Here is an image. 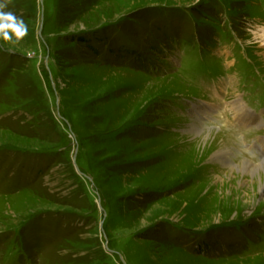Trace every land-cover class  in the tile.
<instances>
[{"label": "rangeland", "instance_id": "374dc122", "mask_svg": "<svg viewBox=\"0 0 264 264\" xmlns=\"http://www.w3.org/2000/svg\"><path fill=\"white\" fill-rule=\"evenodd\" d=\"M5 10L28 31L0 37V264H264V180L210 159L264 160V0Z\"/></svg>", "mask_w": 264, "mask_h": 264}, {"label": "bare ground", "instance_id": "6f19581e", "mask_svg": "<svg viewBox=\"0 0 264 264\" xmlns=\"http://www.w3.org/2000/svg\"><path fill=\"white\" fill-rule=\"evenodd\" d=\"M262 35L257 36L256 38L260 40L261 43H263L262 45H264V28H262L261 30ZM177 82V81H176ZM179 83V82H178ZM182 82H180L181 84ZM178 85V84H177ZM180 86V85H179ZM234 105V114L235 117H237V121L244 125H250V124H258V118L256 115H254L251 111H249L248 109H246V107L243 105V103L241 101H235L233 103ZM198 126V125H197ZM199 128V127H198ZM201 128V127H200ZM193 129L196 130L197 128L195 126H193ZM199 132L198 136L203 137L204 135H208L211 137L209 132L206 131H202V130H197ZM186 132V131H185ZM214 133V132H213ZM225 133V132H224ZM226 134V133H225ZM206 137V136H205ZM223 137V135H222ZM199 138V137H198ZM201 139V138H200ZM194 140V139H193ZM201 141V140H200ZM191 142V145L193 144L196 147V150L192 153L194 157H197L199 155H205L204 151H208V150H212V145L210 144L209 140H206L205 138V145L201 146L200 142L197 140L194 141H189ZM260 143V149L259 152L262 155V157L264 158V141L259 142ZM209 145V146H208ZM192 149V148H191ZM202 149L204 150L202 153ZM190 150V149H188ZM209 152V151H208ZM190 153V154H191ZM206 156V155H205ZM214 159V162L212 161L211 163L213 164H217L220 167L224 166V167H229L232 168V172H230L231 174L229 175L230 178L232 177V175L235 176V174H233V171L238 172L237 177H245V176H250L251 177V181L254 184L255 182L257 183L258 189H261V185L263 183L264 180V160H262L259 164L255 165V163L251 164L249 162L246 161H242L238 164V166H235L231 163L230 159L227 156V151L220 149L217 150L215 152L212 151V154L210 155V159ZM229 173V172H228ZM241 173V174H240ZM213 180V179H212ZM239 180V179H238ZM242 183V181H241ZM250 185V184H249ZM252 187V186H251ZM229 202V199H226ZM174 220V219H173Z\"/></svg>", "mask_w": 264, "mask_h": 264}, {"label": "clouds", "instance_id": "9594fccd", "mask_svg": "<svg viewBox=\"0 0 264 264\" xmlns=\"http://www.w3.org/2000/svg\"><path fill=\"white\" fill-rule=\"evenodd\" d=\"M8 0H0V37L5 41L15 42L13 37L20 38L27 34V25L23 19L12 11H6Z\"/></svg>", "mask_w": 264, "mask_h": 264}, {"label": "trees", "instance_id": "16d2710c", "mask_svg": "<svg viewBox=\"0 0 264 264\" xmlns=\"http://www.w3.org/2000/svg\"><path fill=\"white\" fill-rule=\"evenodd\" d=\"M85 40H82L81 42H84Z\"/></svg>", "mask_w": 264, "mask_h": 264}]
</instances>
